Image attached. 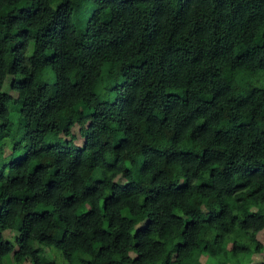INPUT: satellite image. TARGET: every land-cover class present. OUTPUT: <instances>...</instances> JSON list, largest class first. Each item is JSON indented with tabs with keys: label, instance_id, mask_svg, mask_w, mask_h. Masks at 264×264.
<instances>
[{
	"label": "clouds",
	"instance_id": "9594fccd",
	"mask_svg": "<svg viewBox=\"0 0 264 264\" xmlns=\"http://www.w3.org/2000/svg\"><path fill=\"white\" fill-rule=\"evenodd\" d=\"M187 2L0 3V264H264V147L230 103L264 91V0L223 33Z\"/></svg>",
	"mask_w": 264,
	"mask_h": 264
},
{
	"label": "trees",
	"instance_id": "16d2710c",
	"mask_svg": "<svg viewBox=\"0 0 264 264\" xmlns=\"http://www.w3.org/2000/svg\"><path fill=\"white\" fill-rule=\"evenodd\" d=\"M3 0H0L2 3ZM192 2L197 3L198 10L204 9L205 12L209 15V17L213 20L214 23L218 24L216 27V33H223L226 28L230 27V25H225L223 20L226 15H240L243 12V9L240 8V5L236 3V0H192ZM142 7L144 9L145 21L149 20L153 13H163L165 9L160 5L159 0H134V3L128 4L127 8L133 7ZM121 6L119 4L115 5L114 11ZM190 4L187 0H175V14L176 16H187V12L190 11ZM111 21L105 19L104 23H110ZM189 23L191 24V28L194 32L197 33L196 38L199 39L204 33L199 31L200 29V20L193 16ZM0 31H3V28L0 27ZM233 33L237 30L232 28ZM167 36L169 40H172L176 37V23L175 18L170 22ZM19 35V33H17ZM216 39V45L213 46L211 55L213 58L220 60L223 63V70L225 75L229 74V70L231 68V61L227 59V54L230 51L225 48L221 50L219 48V39L220 37H214ZM262 43L257 46L255 50L256 56L259 58L257 63L261 69H264V35L260 37ZM191 40L185 39L182 35L177 41L178 47H183L187 51H191ZM13 51H15V47H13ZM179 63V59L177 60ZM15 63V61H13ZM196 63L197 61L194 59L191 64H186L183 67V71H185L189 76L195 74L196 71ZM11 70V69H10ZM175 86V85H174ZM177 96L180 95L179 92L176 93ZM212 100H216L215 94L212 95ZM236 110H241L242 108L252 107L248 111H241L240 118V126L243 127L250 136L251 139V147L253 149H259L260 147H264V91L257 92L254 88H248L245 91H241L233 96L232 101L230 102ZM223 109L221 110V114H223ZM227 122L229 125L235 126L236 119L235 115L232 112V108L229 107L228 115L226 116ZM225 130L218 131L217 135H220V132ZM228 132L231 131V128L227 129ZM225 143L228 142L227 136H225ZM219 150V145L217 146ZM89 163H94V161L90 160ZM27 199V196L25 197ZM12 197H9L7 203H11ZM10 211V209H9Z\"/></svg>",
	"mask_w": 264,
	"mask_h": 264
}]
</instances>
